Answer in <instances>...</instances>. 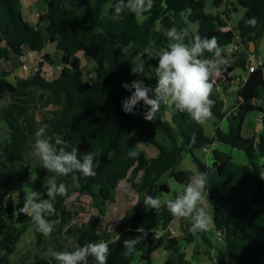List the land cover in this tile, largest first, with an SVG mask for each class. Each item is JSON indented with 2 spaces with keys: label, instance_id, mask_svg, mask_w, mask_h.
<instances>
[{
  "label": "trees",
  "instance_id": "1",
  "mask_svg": "<svg viewBox=\"0 0 264 264\" xmlns=\"http://www.w3.org/2000/svg\"><path fill=\"white\" fill-rule=\"evenodd\" d=\"M41 1L46 5L39 20L44 23L43 28L30 25L25 20L20 0H0V60H9L11 56L21 58L23 48L41 54L46 44L56 43L57 50L62 53L63 69L57 79L46 80L39 70L31 79L20 81L16 86L2 75L0 102L7 95L21 98L32 95L37 88L46 90L62 105L60 111L52 112V118L46 120V135L53 142L59 136L78 146L80 156L89 152L98 153L94 161L95 175L81 177L80 187H69L67 197L57 196L53 201L55 215L48 219L58 221L55 225L59 231L77 236L78 247L87 242L107 241L106 236L99 234L98 218L76 228L68 226L73 218L65 205L69 199L76 195H87L92 198L99 215L103 216L106 204L115 201L116 188L124 180H128L138 193L155 189L167 191L164 186H158V182L166 174L183 182L186 173L175 171L183 152L194 154L216 140L243 152L252 170L245 171L233 162L230 154L218 150L213 151L214 164L211 168L195 159L199 171L208 174L205 192H208V201L213 205L215 226L223 232L225 252L230 260L240 264H263L264 179L259 173L264 172V110L257 108L254 101L264 91V64L249 75L239 91L241 101H237V112L228 119V131L217 130L215 139L207 137L202 125L176 109L172 111L171 122L167 121V105L161 104L155 119L149 122L143 119V102L138 105L137 114L133 115L122 110L121 101L131 95L122 85L133 81L131 70L133 64L141 59L143 49L151 41L155 42L154 53L159 48H167V34L156 30L159 22L168 31L175 27L178 16L186 14L190 23L198 25L197 32L190 34H199L202 38L215 36L221 47L233 43L235 32L243 40L255 42L264 34V0H235L244 14L237 29L230 32L222 31L230 20L225 19V15L205 13L207 0H154L153 8L144 13L143 18L127 11L116 17L113 8L116 0ZM224 2L212 0L217 9ZM108 5L109 9L106 10ZM252 17L257 20L255 27L246 24ZM2 43L5 44L4 48H1ZM78 53L96 63V75L90 81L84 79L81 61L76 56ZM210 56L205 53V57ZM240 64L245 68L244 60ZM233 70L230 65L222 71L221 76L230 80ZM147 85L154 88L156 82ZM211 99L215 102L213 116L221 121L224 117L221 113L223 104L215 101L213 95ZM253 111L262 113L263 129L252 138H244L242 128ZM28 112V107L17 103L9 104L2 110L1 120L9 129L11 142L3 149L8 162V165H3L4 168L19 164L25 156L29 138L17 115ZM158 135L165 137L168 145L159 142ZM140 145L154 146L158 156L148 158ZM132 149L138 152L135 158L128 156ZM22 168L19 184L30 175L27 168ZM34 173L43 185L46 177L54 175L41 163L35 167ZM140 173L142 177L137 183ZM59 182L70 185L71 178L59 177ZM225 186L229 187V192L221 193V188ZM250 188L254 190L248 194ZM46 191L44 186L41 193L43 199H49ZM11 193V180L7 179L0 184V253H6L0 254V264H11L21 236L34 226L30 217L20 212L24 194L20 192L19 202L14 205ZM174 219L166 207L135 214L128 228L115 241L109 242L107 264H132L138 252L142 251V231L165 228ZM134 237L139 238L140 242L132 254L125 255L123 242ZM41 243L42 235L38 233V244ZM158 248H165L171 253L167 264H187L178 242L175 239L165 241V237L154 248L144 250L143 260L149 263L150 254ZM218 262L223 264L219 257ZM88 264H96L94 258L89 257Z\"/></svg>",
  "mask_w": 264,
  "mask_h": 264
},
{
  "label": "clouds",
  "instance_id": "2",
  "mask_svg": "<svg viewBox=\"0 0 264 264\" xmlns=\"http://www.w3.org/2000/svg\"><path fill=\"white\" fill-rule=\"evenodd\" d=\"M154 0H116L113 5L116 17H120L125 11L143 18V14L153 8ZM246 24L255 27V17L249 18ZM167 48L159 51L153 57L155 42L142 51L141 60L133 64L132 73L142 75L145 72L143 57L158 58V66L155 68L156 85L154 88L145 84L143 79L124 83L122 87L131 92V95L121 101L122 110L125 113L136 115L138 105L143 102L145 111L142 113L145 121H153L161 104L174 108L198 125H203L212 118L214 101L211 95L214 90L212 77H219L222 71L230 66L232 45L221 47L215 36L201 37L199 34H190L187 29L179 31L173 27L168 30ZM205 53L211 54L210 58ZM151 93V96H150ZM47 125L38 128L35 132L34 154L39 158L43 168L54 175L45 178L44 186L49 199H43L40 192L33 190L25 184L24 202L20 212L29 216L35 230L45 237L51 235L58 221L48 217L55 215L56 209L53 201L69 195V187H80L81 177L88 178L95 175V157L98 153L89 152L82 156L78 146L64 141L57 136L53 142L46 135ZM194 139V138H193ZM138 152L132 149L128 152L130 158H135ZM264 179V172L259 173ZM59 177H70L71 184L59 182ZM35 181L36 176L30 177ZM208 174L206 172L195 173L187 185L179 186L175 191L177 195L172 198L166 193L158 196L145 195L143 203L146 210L157 211L166 207L169 213L176 219H190L193 234L208 231L213 225V218L207 211L206 201L208 192ZM138 203V202H137ZM136 203V204H137ZM139 238L125 239V255L135 251ZM109 243L104 240L87 242L83 246L76 247L72 251H50L51 261L56 264H88V258H94L96 264H107L109 255ZM6 254V253H0Z\"/></svg>",
  "mask_w": 264,
  "mask_h": 264
},
{
  "label": "crops",
  "instance_id": "3",
  "mask_svg": "<svg viewBox=\"0 0 264 264\" xmlns=\"http://www.w3.org/2000/svg\"><path fill=\"white\" fill-rule=\"evenodd\" d=\"M20 1H21L23 16H24L25 20L28 23H30V25L38 27V25H36L37 22H36V18H35V15L38 13V12H36L37 11V5H38V3H36V0H20ZM176 20H177V18H176ZM228 27H229V25H228ZM195 32H197V30ZM51 45H52L53 49L55 48V50H57L56 43L51 44ZM46 46H47V44H46ZM4 47H5V44L2 43L1 48H4ZM161 49H163V48L157 49L156 52L153 54V57L157 56V54L159 53V51ZM249 51L252 53H255L257 55V51H258L257 50V41L250 43ZM76 56L80 59V61H81V59L89 60L88 58L84 57V55L82 53H78ZM42 57L45 59V62L42 65H40L39 59ZM61 58H62V53H61L60 59ZM144 59H145L144 60L145 61V72L142 73V75H139L137 77V79H143L146 85L157 82L156 78H155V75H156L155 68L158 66V58H144ZM242 60H243L242 58H239L240 62ZM232 62L230 60V65L233 66L234 70L230 74V80H226L224 77V83L220 86L215 85L213 93H212L215 101L223 104V109H222L221 113L224 115V117L221 121H217L216 118L214 116H212V118L215 122L214 123V125H215L214 131L210 137L206 135L207 137H209L211 139H215V134H216L217 130H220L223 132L228 131V126H229L228 119L237 112V101H238V97H239V91L242 88V86L245 84L244 82H238L239 77H242L243 75H245V68H243L241 65L236 66L234 60H232ZM24 67H26V69H24ZM81 67H82V62H81ZM62 69H63L62 64L61 65L54 64V62L51 60L50 53L47 52V47H45L43 53H41V54L32 52L28 48H23V56L21 58L11 56L9 60H0V77L2 75L5 76L6 80L13 86H16L18 84V82H20V81L31 79L35 75V73L39 70L41 71L42 76L46 80L51 81V80L57 79L59 77ZM136 75H138V74L133 75V80H135L134 77ZM248 77L249 76H246L247 79H248ZM254 105L257 108L264 110V91L261 92L258 99L254 101ZM173 109L174 108L168 107L166 119L169 122H171V114H172ZM262 117H263V115L260 111H253L252 113H250L247 116V118L244 122V126L242 128V136L244 138H252L263 129ZM209 121H210V119L208 120V122ZM203 129H204V127H203ZM246 129L249 132L250 136L245 135ZM158 141L164 145H168V141L162 135H158ZM150 147L149 148H143L142 145H140V148L143 151H145L148 158H150V159L156 158L158 156L157 149L154 146H152V147H154V149H151ZM214 150H218L220 152L230 154L232 156L233 162L240 165L245 171L251 172V170H252L251 165H250L248 159L246 158V156L244 155L243 152L232 149L231 147L224 145L222 143H219L216 140H214L213 144L209 145V148L206 150L204 148L200 149V150H196L194 152V154H190L188 151H184L182 154L181 161L179 163L180 168L179 169L175 168L176 172L186 173L185 176L183 175V182H178L170 174H166L170 177L168 182L160 184L159 182L162 178L158 182V186H164L167 189V191H163L161 189H155V190L148 191V192L138 193L137 191H135L131 187V184L128 180L122 181V182H126L131 188V193H129L130 192L129 188L127 186L124 187V193L126 196L128 195V193H129V195L132 194V198H131L130 202L128 203L127 210H126L127 211V218L129 219V221L132 220V218L135 214L146 213L150 210V209L146 210L145 205L143 203V199H144L145 195L158 196L161 193H166L169 196H171L172 198H175V196L177 195V192L175 191V189H177L179 186L187 185L190 178L195 173L200 172L198 169V166L195 162V159H198L206 167L211 168L214 164V159H213V151ZM197 152H199L200 154L197 155ZM130 175H131V172L129 173L128 178L130 177ZM32 176L34 177L37 175L35 174ZM141 177H142V173H140L139 176L137 177V179H136L137 183H139ZM26 180L27 179H25L23 181V183L20 184L19 194H20V192H22L24 194V189L22 187L25 185ZM37 180L40 182V184H41L40 186H41L42 192H43L44 191V185L41 182V180L38 178V176H37ZM11 185H12V183H11ZM132 190L134 192H137V195L132 193L133 192ZM253 190H254V188H253ZM228 192H229L228 186L221 188V193H228ZM13 195L14 194L12 192L11 193L12 201H13V204L16 205L19 202V198L17 201H15V198ZM76 196H83V195H76ZM76 196L69 199L68 201L75 199ZM85 196H87V195H85ZM89 198L91 200V203H87L90 205V206L87 205V208L88 207L94 208L93 200L91 197H89ZM115 200L118 201V187L116 188V191H115ZM116 201H114V202H116ZM67 202L65 204L66 208L73 215L74 213L71 210H69V207H67ZM206 204H207V211L209 212V214L213 218V225L210 228V230L201 231V232H197V233L193 234V232L191 231V223L192 222L190 219H185V218H181V219L175 218L170 223V226L177 233L173 239H175L178 242V244L180 246V251H181V253L184 254L185 261L187 264H210V263L206 262L207 257H209L210 254H214L215 251H219V249H221V246H219V244H224V242H218L217 241V230L218 229L216 228L215 223H214L215 214H214L213 205L208 200L206 201ZM0 210H1V208H0ZM97 214L98 213L96 212V210L93 209V211L90 213L91 218H89V219L95 220L97 218ZM122 219H118L116 222H112L111 220H107L105 223H103L104 224L103 226H105L107 233H105V234L99 233V234L102 236H106L108 239L107 240L108 243L115 241L119 237V235L125 231L124 230L122 232L118 226L119 223H121ZM93 220H88V219L83 220L80 225H82L83 223L91 222ZM100 223H102V222H99V224ZM99 224H98V231H99ZM126 227L128 228V226H126ZM109 228H112V231H116V229H117L118 234L115 238H111L112 232L108 231ZM59 232H62V231H59ZM166 240H172V239L165 238V241ZM148 249L149 248H147V247H142V249H141L142 251L138 252L136 259L134 260V262L132 264H167L168 263V260L171 257V253L167 252L165 250V248L155 249L150 254L149 263L146 262L145 260H143L142 254L144 253V250H148ZM188 251H190V252L188 253ZM194 251H201V252H200V254H198L197 252H194ZM194 254L196 256H195V259L193 260ZM218 257L221 259L220 255L218 254L217 258H216V262H217V264H220L218 262ZM227 260H229V257L227 255H225L224 260L221 259L223 264H228V263H226Z\"/></svg>",
  "mask_w": 264,
  "mask_h": 264
},
{
  "label": "rangeland",
  "instance_id": "4",
  "mask_svg": "<svg viewBox=\"0 0 264 264\" xmlns=\"http://www.w3.org/2000/svg\"><path fill=\"white\" fill-rule=\"evenodd\" d=\"M35 2V1H34ZM37 5V11L38 13L43 14L46 10V6L41 0H36ZM108 5L105 9H109ZM205 13L209 15H217L222 14L225 15V19L228 20V25L232 29H237L239 22L243 18L244 11L240 9L236 4L235 0H225L224 4L217 9L213 3L212 0H207ZM38 26L44 27V23L36 20ZM175 28H177L179 31L187 29L188 32L195 33V31L198 29L197 24H192L188 21L187 15L182 14V16H178L176 20ZM157 31H163L167 34L168 31H165L163 28V25L161 22L157 24L156 27ZM250 41L243 40V51L239 55H233V57H229V59L234 60L236 66H240L241 62L239 61V58H242L244 61H246V57L252 52L249 51V45ZM47 52L50 53V58L54 62V64L61 65V53L55 48L53 49L52 45L50 43L47 44ZM257 58L258 61L264 62V34L261 38L257 40ZM141 59H138L136 64L140 62ZM145 60V59H144ZM82 62V70L84 73V79L86 81H90L91 78H94L96 75V63L92 60H85L81 59ZM233 63V62H232ZM234 64V63H233ZM139 75H136L134 79L136 80ZM213 79H218L215 75L213 76ZM224 83V80L221 81L217 86H220ZM216 85V84H215ZM50 94L41 88H37L33 91L32 95L18 98L14 95H7L4 100L0 102V184L3 183L5 180L9 179L12 183V192L13 196L15 198V201L19 198V189L20 184L18 183V180L20 176L23 174V168L25 167L30 172V175L26 178L25 184H28L33 190L42 193V188L40 182L37 180V176L35 181H32L30 179V176L35 175L34 169L35 167L40 163L39 158L34 154V143H35V132L38 128L45 126L46 120H50L52 118V112L60 111L62 109V105L55 100L54 97L50 96ZM20 104L22 106L28 107L29 112L26 115H17V118L20 120L22 129L26 136L29 138L27 149L25 152V156L23 160L15 165V166H8L7 168H4V164L8 165V162H6V156L3 152V149L11 145L10 142V135H9V129L5 122L1 120V113L2 110L8 106V104ZM214 120L213 118L210 119V121L203 124L204 131L207 136H211L214 131ZM245 135H249V132L247 129L245 130ZM143 148H149L148 145H142ZM151 149H154V147H150ZM200 153L197 152V155ZM180 168V164L176 166V169ZM170 177L168 175H165L160 180V184L168 182ZM127 186L129 188V193H131V188L126 182H122L118 185V201L116 202H108L105 206V212L103 216L99 215L98 210L94 207H88L87 203H91V200L88 196H76L75 199L70 200L67 202V207H69V210H71L73 214V218L71 222L68 224V226L76 228L79 227L81 222L83 220H93L89 219L91 218L90 213L93 211V209L96 210L97 218L99 222H102L99 224V233L105 234L106 229L105 226H103L107 220H111L112 222H116L118 219H122L121 223H119V228L123 232L127 229L126 226H129L130 222L127 218V205L130 202L132 198V194L126 196L124 193V187ZM133 191V190H132ZM253 188H250L248 190V194L253 193ZM135 195H137V192H132ZM131 196V197H130ZM90 206V205H89ZM96 218V219H97ZM95 219V220H96ZM93 220V221H95ZM91 221V222H93ZM109 232H112L111 238H115L117 236V229L116 231H112V228L108 229ZM38 233L35 230L34 226H31L27 229V231L21 236L20 242L17 245L15 253L11 257V264H49V261L52 259L50 256V251H72L77 246V236L75 235H67L64 231L59 232L57 225L54 226V230L51 233L50 236L45 237L42 235V243L38 244ZM145 245L143 244L142 247ZM221 246V249L219 251H215L214 254H210L209 257H207L206 262L210 264H217L216 258L219 254L221 259H225V246L224 244H219ZM190 251H188L189 253ZM200 254L201 251H194ZM196 254V253H195ZM193 256V260L195 259V255ZM27 258V259H26ZM190 258V257H189ZM262 263L264 264V258L261 259ZM228 264H240L237 262H234L232 260H227ZM51 264H56V262L51 261Z\"/></svg>",
  "mask_w": 264,
  "mask_h": 264
},
{
  "label": "built area",
  "instance_id": "5",
  "mask_svg": "<svg viewBox=\"0 0 264 264\" xmlns=\"http://www.w3.org/2000/svg\"><path fill=\"white\" fill-rule=\"evenodd\" d=\"M41 13H37L35 15L36 20H40ZM224 32H230L232 29L230 27H225L222 29ZM233 46V51L231 55H239L243 51V39L240 37V34L238 32H235V39L233 43L231 44ZM45 62V59L42 57L39 59V64H43ZM246 64H245V75L242 77H239L238 82H244L246 83L247 78L246 76H249L250 74L254 73L256 70H258L260 67L263 66L264 62L258 61L257 56L252 53L246 57ZM26 69V67H24ZM238 101H241V98L238 97ZM209 145L205 146L204 149H208ZM143 236H144V247L147 248H153L155 247L164 237L167 239H173L176 236V231L170 226V223L165 228H158L154 230H143ZM217 241L218 242H224L223 241V232L222 230H217Z\"/></svg>",
  "mask_w": 264,
  "mask_h": 264
},
{
  "label": "water",
  "instance_id": "6",
  "mask_svg": "<svg viewBox=\"0 0 264 264\" xmlns=\"http://www.w3.org/2000/svg\"><path fill=\"white\" fill-rule=\"evenodd\" d=\"M224 80V77L223 76H219L218 77V79H214L213 81H214V83L216 84V85H218L221 81H223Z\"/></svg>",
  "mask_w": 264,
  "mask_h": 264
}]
</instances>
